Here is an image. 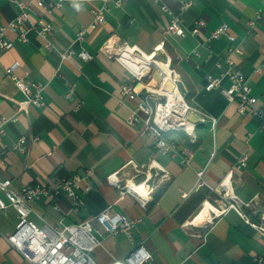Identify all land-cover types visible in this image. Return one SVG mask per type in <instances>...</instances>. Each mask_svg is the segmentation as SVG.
<instances>
[{"label":"crops","instance_id":"0c3cea01","mask_svg":"<svg viewBox=\"0 0 264 264\" xmlns=\"http://www.w3.org/2000/svg\"><path fill=\"white\" fill-rule=\"evenodd\" d=\"M180 1L163 0L184 26L197 18L205 21L195 36L165 33L168 15L152 0H122L120 6L110 0L106 21L97 26L90 25L91 8L101 0H61L50 12L32 3L33 16L52 24L46 36L55 46L51 50L44 49V38L33 32L25 43L18 42L14 32H5L12 46L0 50V117L13 114V100L23 99L5 72L10 64L18 62V76L45 86L42 106L30 105L16 121L5 124L0 145L9 146L24 136L26 151L6 148L0 178H9L15 188L51 185L56 175L77 173L89 185L88 191H80L84 204L78 210L66 194L55 202L57 209L51 198L30 201L29 220L36 225L81 221L105 208L139 219L131 237L121 232L100 235L101 244L92 252L96 264H122L136 244L150 253L144 264H264V232L235 208L214 215L235 201L250 221L264 219V130L256 116L238 113L219 88L204 89V75H221L227 48L234 45L240 52L230 53L233 64L247 77L256 104L264 109V0H193L185 9ZM256 10H261V18L248 25ZM16 12L14 2L0 0V25ZM221 23L234 39L207 40ZM81 30L83 39L75 40ZM67 47L72 53L59 62L57 51ZM81 48L91 57L81 58ZM127 48L134 54L114 56ZM208 49L213 55L206 60ZM138 54L169 62L176 89L205 115L194 125L193 138L183 131L166 134L176 143L174 156L160 153L151 136H140L138 126L126 123L137 103L120 93L121 83L133 80L130 72L143 74L153 64L138 85H161L156 64L141 61ZM228 84L223 78L221 86ZM30 135L36 137L32 142L27 141ZM184 148L192 152L188 163L181 162ZM243 154L246 165L236 170L235 162ZM110 174L134 193L109 182ZM138 198L145 200L144 206ZM16 220L11 206L0 209V264H32L6 238ZM93 225L100 229L95 221Z\"/></svg>","mask_w":264,"mask_h":264},{"label":"built area","instance_id":"2783aa9c","mask_svg":"<svg viewBox=\"0 0 264 264\" xmlns=\"http://www.w3.org/2000/svg\"><path fill=\"white\" fill-rule=\"evenodd\" d=\"M17 8L15 16L0 25V50L8 49L12 46V41L5 36L6 31L15 33L16 40L25 43L29 39L30 33H35L44 38L43 48L46 50L55 49L53 43L46 38L47 34L52 30L50 21L41 16H33L32 3L44 8L47 12L53 10L54 7L60 6L61 0H11ZM102 3L98 6H93L91 26H97L104 23L105 11L108 9L107 2L110 0H101ZM115 6H120L122 0H111ZM158 4L160 10L168 15V23L165 33L174 34L178 36H195L199 33L205 21L202 18H197L190 26H184L181 17L173 12L163 0H152ZM193 0H181L180 8L185 9L192 4ZM261 18V10H256L254 17L247 21L248 25H253L255 20ZM84 31H78L75 40L83 39ZM224 36L228 41L234 39L233 35L228 32L226 24L221 23L209 32L208 39ZM110 39V38H109ZM108 39V40H109ZM161 47L160 44L156 47ZM107 47L104 45L102 50ZM59 62L68 58L72 53L71 48L67 47L63 50H58ZM240 52V49L234 45H229L227 48V55L224 57L226 63L225 71L219 75L214 76L209 73L204 75V89L212 90L219 88L221 94L228 102L236 104V110L240 114L250 113L256 116L260 121V127L264 130V109L259 107L257 97L252 94L251 88L248 84L247 77L242 71L236 68L230 53ZM197 53V52H196ZM78 55L83 59L91 57L84 49H80ZM213 52L208 49L205 59H209ZM173 74V68L170 67L169 62H165ZM18 62H13L6 69L5 72L14 80L16 88L22 94V100H13L15 104V111L9 117H0V137L4 133V127L7 122L16 121L19 112H27L30 105L42 106L44 104L43 90L45 84L35 80H25L15 73ZM150 64L148 70L140 75L130 72L133 80L127 83H121L120 93L130 99H136L137 103L134 108L130 109L126 117V123L132 126H138V133L140 136H151L153 146L162 154L170 156L176 155L177 146L172 137L166 136L175 131H183L189 137H194V125L199 120H204L205 115L192 108L184 96L176 89L175 78L170 76L171 82L174 83L175 89L173 100H168V94L161 90V85L152 88L147 85H138L141 77L147 74L151 69ZM223 78L229 81L226 87L221 86ZM73 91V86L69 85L67 95L70 96ZM212 125L216 120L211 119ZM36 137L30 135L27 141L32 142ZM26 137L20 136L17 140L12 142L9 146L0 145V163L4 162V155L6 148L15 149L19 151H26ZM181 162L188 163L192 157V152L184 148L181 150ZM247 155L243 154L237 158L235 162V169H242L247 162ZM133 164L132 161H129ZM89 170L86 174H89ZM201 172H199L200 175ZM109 182H112L116 187L121 189L124 185H120L118 178L114 174L107 177ZM82 176L77 173L70 175H56L54 182L51 185L36 183L32 185H21L12 188L9 178H0V209L11 206L16 212L17 222L14 230L6 234V238L10 245L14 247L26 260L32 264H96L94 262L92 252L101 244L100 235L103 233H123L131 237V233L139 219H131L120 212H110L105 208L84 220L71 222L49 224L44 222L41 225H36L29 220L31 207L29 202L39 199L41 197L51 198L54 202V207L57 209L55 202L61 194H66L72 198V206L74 210L80 209L84 204V200L80 191H88L89 185L82 183ZM126 191L134 193L133 189L124 186ZM123 190V189H122ZM123 192V191H122ZM141 205H145V200L138 198ZM235 208L244 217L247 223H250L264 232V219L260 223H254L249 220L247 215L241 211L240 204L235 201L229 202L226 207L220 208L218 212L214 211V215H219L224 212L225 208ZM95 221L100 229L93 225ZM150 253L144 248L142 244L136 246L120 260L122 264H144L150 258ZM260 258L257 262H260Z\"/></svg>","mask_w":264,"mask_h":264},{"label":"bare ground","instance_id":"6f19581e","mask_svg":"<svg viewBox=\"0 0 264 264\" xmlns=\"http://www.w3.org/2000/svg\"><path fill=\"white\" fill-rule=\"evenodd\" d=\"M121 50V49H120ZM117 54H115L114 56L116 57H120L123 53H128V54H134L133 50L131 48H127L125 49V51H121V52H116ZM153 55V54H152ZM152 55L150 54H141V55H137L136 57L138 59H140L141 61L143 62H146V63H155L156 64V68L157 69V73L158 75L160 76V81H161V90L166 92L168 94V100L169 101H172L173 100V94H174V90L175 89V86L172 87V84L171 81L169 78L171 76V71L170 69L168 68L167 64L164 62V63H161L159 61H154L153 60V57ZM136 58V59H137ZM152 85V84H150ZM155 87V86H153Z\"/></svg>","mask_w":264,"mask_h":264},{"label":"water","instance_id":"95a60500","mask_svg":"<svg viewBox=\"0 0 264 264\" xmlns=\"http://www.w3.org/2000/svg\"><path fill=\"white\" fill-rule=\"evenodd\" d=\"M169 82H171V81H169ZM171 84H172V87H174V83H173V82H171Z\"/></svg>","mask_w":264,"mask_h":264}]
</instances>
